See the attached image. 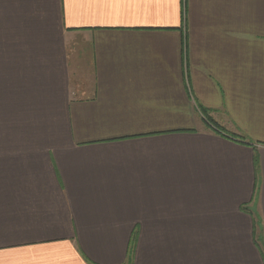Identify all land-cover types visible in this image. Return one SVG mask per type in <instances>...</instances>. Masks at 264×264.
Here are the masks:
<instances>
[{
  "label": "crops",
  "instance_id": "0c3cea01",
  "mask_svg": "<svg viewBox=\"0 0 264 264\" xmlns=\"http://www.w3.org/2000/svg\"><path fill=\"white\" fill-rule=\"evenodd\" d=\"M132 237L131 264H264V0H0V264Z\"/></svg>",
  "mask_w": 264,
  "mask_h": 264
},
{
  "label": "trees",
  "instance_id": "16d2710c",
  "mask_svg": "<svg viewBox=\"0 0 264 264\" xmlns=\"http://www.w3.org/2000/svg\"><path fill=\"white\" fill-rule=\"evenodd\" d=\"M208 122H211L212 125L217 126L215 123H212V121H210V120ZM135 241H136V238L135 237H132V239L130 241L129 252H128V257H127L128 258L127 259V263L128 264H131L132 263V255H133ZM263 252H264V245H263Z\"/></svg>",
  "mask_w": 264,
  "mask_h": 264
},
{
  "label": "rangeland",
  "instance_id": "374dc122",
  "mask_svg": "<svg viewBox=\"0 0 264 264\" xmlns=\"http://www.w3.org/2000/svg\"><path fill=\"white\" fill-rule=\"evenodd\" d=\"M210 126H211V128L213 129V130H215L216 132H218V133H220V134H224V135H227L228 133H226L223 129L221 130V129H219L220 127H218V126H214V125H212L211 123H210ZM263 251V250H262ZM262 255H263V257H264V252H262Z\"/></svg>",
  "mask_w": 264,
  "mask_h": 264
}]
</instances>
